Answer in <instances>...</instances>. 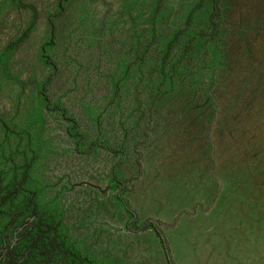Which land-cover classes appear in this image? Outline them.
Masks as SVG:
<instances>
[{"label": "rangeland", "instance_id": "obj_1", "mask_svg": "<svg viewBox=\"0 0 264 264\" xmlns=\"http://www.w3.org/2000/svg\"><path fill=\"white\" fill-rule=\"evenodd\" d=\"M197 2L67 0L45 47L54 70L41 46L57 0H0V170L26 165L24 187L94 263L167 264L153 230H136L151 218L173 264H264V0H220L207 41L203 0L163 62ZM46 78L78 146L37 94ZM97 132L123 144L118 165L83 152Z\"/></svg>", "mask_w": 264, "mask_h": 264}, {"label": "trees", "instance_id": "obj_2", "mask_svg": "<svg viewBox=\"0 0 264 264\" xmlns=\"http://www.w3.org/2000/svg\"><path fill=\"white\" fill-rule=\"evenodd\" d=\"M67 0H57L58 11L51 13L47 17L49 25V40L41 46V56L46 63L56 70L55 63L50 61L49 56L45 54V47L51 45L54 39L55 23L54 18L61 15L64 10V3ZM203 0H198L196 5L187 14L183 27L176 31L163 46L162 61L167 58L170 50L176 45L178 36L184 30L191 19L192 12L197 6H200ZM209 12L206 18L207 40L211 39L215 34L218 24L220 23V0H208ZM203 31L195 32V35L203 34ZM194 38V37H193ZM162 72V64L160 65ZM49 78H46L41 87H37V94L40 96L44 107L51 106V110H57L59 114L70 124L66 127V133L76 141L78 146L83 140V133L78 130L77 121L66 115V109L57 103H52L47 94L44 92L45 86ZM93 148H102L112 153H119V160L124 157L123 144L112 146L104 142L100 138V133L92 139L87 149L83 152L92 150ZM116 164L111 170L112 180L123 187L125 180L119 178L116 172ZM21 173L12 172L8 179H5L6 170H0V264H102L94 263L86 255L78 252L70 242L65 240L60 232L58 220L52 218L50 213L44 210L37 202L36 190L25 188L26 165H24ZM117 199L121 203L123 209L134 215V210L129 206L126 199L118 192ZM151 228L158 237L164 250L167 264H173L170 258L166 241L156 219L147 218L136 230L141 231ZM127 229H130L127 226Z\"/></svg>", "mask_w": 264, "mask_h": 264}]
</instances>
